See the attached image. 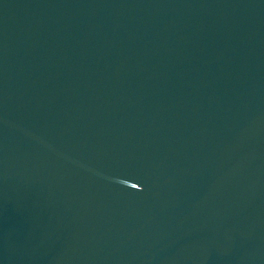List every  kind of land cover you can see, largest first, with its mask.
Returning a JSON list of instances; mask_svg holds the SVG:
<instances>
[{"label": "water", "instance_id": "obj_1", "mask_svg": "<svg viewBox=\"0 0 264 264\" xmlns=\"http://www.w3.org/2000/svg\"><path fill=\"white\" fill-rule=\"evenodd\" d=\"M0 264H264V0H0Z\"/></svg>", "mask_w": 264, "mask_h": 264}]
</instances>
